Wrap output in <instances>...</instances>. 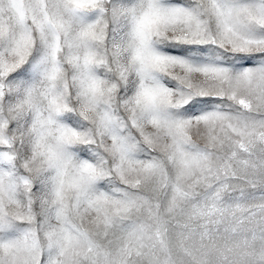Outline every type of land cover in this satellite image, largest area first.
<instances>
[{"label":"snow or ice","instance_id":"obj_1","mask_svg":"<svg viewBox=\"0 0 264 264\" xmlns=\"http://www.w3.org/2000/svg\"><path fill=\"white\" fill-rule=\"evenodd\" d=\"M0 264H264V0H0Z\"/></svg>","mask_w":264,"mask_h":264}]
</instances>
